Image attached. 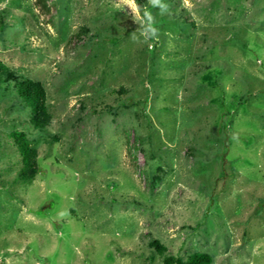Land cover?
<instances>
[{"label":"rangeland","instance_id":"rangeland-1","mask_svg":"<svg viewBox=\"0 0 264 264\" xmlns=\"http://www.w3.org/2000/svg\"><path fill=\"white\" fill-rule=\"evenodd\" d=\"M161 3L0 0V61L53 114L0 69V264H264V0Z\"/></svg>","mask_w":264,"mask_h":264},{"label":"trees","instance_id":"trees-1","mask_svg":"<svg viewBox=\"0 0 264 264\" xmlns=\"http://www.w3.org/2000/svg\"><path fill=\"white\" fill-rule=\"evenodd\" d=\"M0 69L7 75V79H15V87L19 98L25 102L32 111L30 122L38 129L45 130L52 122L53 114L50 110L48 102V90L42 80L34 78H21L13 72L10 67L0 61ZM151 94L146 95L143 100L144 104L148 103ZM11 137L17 146L22 161V167L18 172V177L21 180L33 179L41 170L39 164V151L29 139L27 133L23 130H14L11 132ZM160 253L167 250V246L155 238L151 242ZM213 257L208 252L195 251L184 259L178 255H167L164 258L165 264H210Z\"/></svg>","mask_w":264,"mask_h":264},{"label":"clouds","instance_id":"clouds-1","mask_svg":"<svg viewBox=\"0 0 264 264\" xmlns=\"http://www.w3.org/2000/svg\"><path fill=\"white\" fill-rule=\"evenodd\" d=\"M129 2H130V4H134L135 0H129ZM151 3L154 5H159L161 8V11L166 10V6L161 3V0H151ZM145 15H146L148 21L151 22L153 19L151 14L146 13ZM142 35L144 36L145 40L150 39L151 37H154L157 35V29L155 27H152L151 23H149L144 28ZM132 38H133V40H135L136 39L135 35Z\"/></svg>","mask_w":264,"mask_h":264}]
</instances>
